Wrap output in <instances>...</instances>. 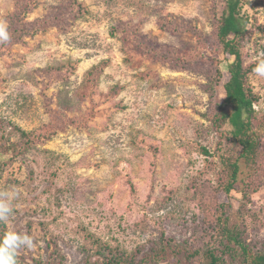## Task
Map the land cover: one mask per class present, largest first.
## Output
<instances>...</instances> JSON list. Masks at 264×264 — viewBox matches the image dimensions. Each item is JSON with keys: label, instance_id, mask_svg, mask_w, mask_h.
<instances>
[{"label": "rangeland", "instance_id": "rangeland-1", "mask_svg": "<svg viewBox=\"0 0 264 264\" xmlns=\"http://www.w3.org/2000/svg\"><path fill=\"white\" fill-rule=\"evenodd\" d=\"M225 3L0 0L11 37L0 43V136L17 145L15 127H56L51 140L36 139L0 172V193L18 190L9 231L35 243L19 250L25 263L150 264L164 247L186 255L204 246L202 209L214 217L223 179L209 119L213 98L224 97L220 65L223 83L229 79L217 41ZM242 9L249 65L264 50V0H243ZM126 40L137 47L134 62L122 49ZM248 84L262 118L264 77L254 73ZM261 182L257 209L264 171ZM238 198L236 190L217 195L234 207ZM245 219L244 239L264 254L262 223Z\"/></svg>", "mask_w": 264, "mask_h": 264}, {"label": "trees", "instance_id": "trees-1", "mask_svg": "<svg viewBox=\"0 0 264 264\" xmlns=\"http://www.w3.org/2000/svg\"><path fill=\"white\" fill-rule=\"evenodd\" d=\"M225 2L226 8L221 18L222 25L217 41L221 47L219 55L226 57L222 58V64L227 65L229 79L223 83L225 73L220 65L217 68L216 85L221 87L222 84L224 97L213 98L216 107L213 118L209 119L212 121V131L217 136V150L220 152L219 161L214 165L218 174H223L222 181H219V178L216 182L218 186L215 202L212 203V207L216 209L212 214L214 217L207 216L211 212L202 209L206 215L201 219L202 223L206 224V233L199 238L204 243L199 250L183 255L185 251L181 247L167 246L156 253L150 264H264V254L259 251L257 242L250 243L243 237L247 216L257 217L258 224L262 223L260 226L264 227V207L257 209L251 205L263 190L261 174L264 171V116L260 118L256 109L260 102L259 95L254 93L248 84L250 76L254 75L253 69L257 62L245 65L249 54L241 50L248 23L247 17L243 15V0ZM64 21L67 24L66 20ZM24 30V27H21L16 32L20 36L26 33ZM111 34L123 39L114 29H111ZM16 38L14 40L17 42ZM122 49L129 56L127 62H134L138 54L137 47L126 40ZM55 130L56 127L52 132L45 130L27 133L15 127L14 132H18L21 139L17 145L6 136H0V172L14 161L17 153H24L23 151L32 147L36 139L45 142L51 140L56 134ZM204 152L209 156L207 150ZM234 190L241 194V198L232 199L239 204L238 207H234L232 202L229 205L218 203V194L229 195ZM203 204L207 207L209 203ZM8 231V224L0 222V238ZM144 260V263L149 262V258ZM18 261L19 264H27L19 256ZM108 261L109 264H122L120 259Z\"/></svg>", "mask_w": 264, "mask_h": 264}, {"label": "clouds", "instance_id": "clouds-1", "mask_svg": "<svg viewBox=\"0 0 264 264\" xmlns=\"http://www.w3.org/2000/svg\"><path fill=\"white\" fill-rule=\"evenodd\" d=\"M10 38L7 22L0 20V43H6ZM253 72L258 76L264 77V50L258 53V62ZM8 155L10 156V154ZM4 158L6 159L7 156ZM8 193H0V222L3 223H7L13 213L12 200L18 195V190L13 189L11 191L12 196L6 198ZM34 247L35 243L32 236L26 233L8 231L0 238V264H19V250L22 248L33 249Z\"/></svg>", "mask_w": 264, "mask_h": 264}]
</instances>
